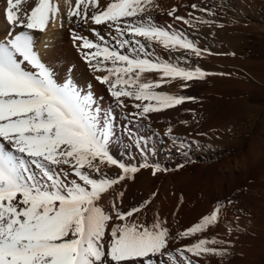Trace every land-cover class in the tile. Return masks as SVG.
<instances>
[{
	"label": "snow or ice",
	"instance_id": "1",
	"mask_svg": "<svg viewBox=\"0 0 264 264\" xmlns=\"http://www.w3.org/2000/svg\"><path fill=\"white\" fill-rule=\"evenodd\" d=\"M153 2L113 0L101 8L99 0H75L67 15L82 23L90 19L96 25H107L120 37L129 32L133 37L156 40L170 50H190L200 56L202 50L181 33L143 21ZM20 3L21 0H8L9 27L0 38V264H168L165 256L176 259L170 252L169 229L159 219L148 227L138 222L136 215L149 208L151 198L122 210L120 204L125 193L119 191V204L116 199L108 209L102 204L122 181L134 179L140 167L151 165L145 162L140 167H129L114 159L109 152L114 134L111 117L101 128L100 109L93 111L95 101L90 92L81 95L71 78L73 68L66 67L64 82L58 83L55 71L36 50L34 32H44L50 22H55L58 3L34 0L30 11H21ZM175 11L169 15L190 23L175 15ZM130 17H140L141 22L125 19ZM74 39L82 41L79 45L82 50L95 49L84 53V58L95 71L108 73L96 79L109 85L113 97L148 102L135 104L141 111L134 116L146 117L192 99L156 91L162 84L177 79L202 80L209 75L199 67L189 70L147 58L146 46L140 40H117L121 48H132L135 55L130 57L79 35H74ZM100 40L104 37L100 36ZM109 61L111 67H107ZM144 73L162 75L159 80L142 82ZM180 86L190 87L187 83ZM171 131L169 128L168 132ZM106 164L118 166L123 174L115 178L107 176L102 171ZM63 166L69 170L64 171ZM155 170L161 171L158 166ZM94 173L99 178H94ZM73 174L78 180H67ZM222 208L223 205H217L199 223L179 235L196 236L210 226H217ZM224 243L198 238L180 251L182 256L186 251L195 257H224L227 250L215 247ZM185 261L196 264L188 256L179 264Z\"/></svg>",
	"mask_w": 264,
	"mask_h": 264
},
{
	"label": "rangeland",
	"instance_id": "2",
	"mask_svg": "<svg viewBox=\"0 0 264 264\" xmlns=\"http://www.w3.org/2000/svg\"><path fill=\"white\" fill-rule=\"evenodd\" d=\"M156 1L159 2H156L160 9V12L158 9L159 14H162L163 18L170 17L167 19V23H161L158 27L170 32L181 33L184 38L191 40L202 50V54L197 56L190 50L180 49V53L177 52L179 49L177 51L169 49L168 59L165 58L167 62L178 64V66L189 70L199 67L209 75L202 80L188 82L177 79L170 84H162L160 88L156 89V91L169 92L177 96L183 95L192 99H186L183 104L170 108L169 111L166 109L169 115L173 113L172 116L180 120L175 123L176 125L171 124L172 133L184 135L183 138L186 139L174 140L175 144L170 143L169 151H164L162 148L160 158L152 167L154 170L157 166L161 169V171L155 170L154 174L159 178L156 177L153 184L142 181L141 188L143 187L144 190L142 189L141 192L145 193L146 198L148 195V198L153 197V204L156 205L161 201L165 190L178 185L179 189L176 190L178 193H172V199L176 201L175 206L178 207L177 203H180L181 193L183 196L191 194L189 196L192 198H188V200H195L198 204H194L193 201L189 202V200L184 202L186 208L183 206L182 209L181 203L179 204L181 208H179L184 211L187 208L191 211L194 210L192 208H195V213L192 211L194 215L199 209L202 212L204 207V215L198 214L202 218L210 214L212 208L223 204L220 220L227 219L228 215H230L229 217L234 216L233 225L235 227L233 229L234 237H236L233 238V242L226 241L220 245L221 248L223 246L227 251H231L227 252L228 257H221L222 260L236 258L234 260L236 264L237 261H239L238 264H264V0ZM193 4L197 7L193 8ZM173 9L176 10L175 15L183 17L190 23L186 24L183 20H176L173 15H169ZM204 21H208V23ZM144 43H146L147 50L150 51L151 42L149 40L146 42L144 38ZM172 53L174 57H172ZM175 53H179L178 56ZM158 59L161 62L166 61L162 58ZM158 76L157 78L156 75L152 81L159 80L160 73ZM183 83L189 84L190 87L182 88L180 85ZM139 102L145 104L147 101ZM131 107L132 109L129 105V108H126L129 111L123 108L124 111L119 107L118 111L129 113L134 119L148 121L145 116H132L134 113H139L141 109H137L135 106ZM175 111L178 115L175 114ZM157 121L159 120L152 122V128L156 127ZM177 124L184 125L179 127ZM163 125H157V128L153 130L158 131V126H162L159 130L162 131L160 133L168 134L167 128L165 129L166 133ZM168 125L170 124L165 126L168 127ZM150 159H155V157L152 156ZM148 164L150 165V163ZM128 165L132 166L130 163ZM112 170L116 171L117 168ZM111 172L107 171L108 176L113 178L123 174L119 168L118 171ZM128 180L117 185L102 203L107 201L108 204L114 198L117 201L119 188ZM143 184L150 189L146 188L147 191H145ZM150 185H154L155 189L152 190ZM154 187L152 186V188ZM192 192H194L193 195ZM143 194L141 193V196ZM109 205L111 206V204ZM121 209L128 210L129 208L126 209L121 204ZM189 210L187 209V212L189 216H192ZM143 213L144 210L139 215L136 214L138 222L143 219ZM224 215L225 217H223ZM226 219L219 222L220 226H225L223 228L228 227ZM251 224H254L253 227ZM211 227L213 228V226ZM208 230H206L207 233ZM208 237L209 235H205L204 239H208ZM211 239L214 238L210 236L208 240ZM223 239L221 236L218 238L222 241ZM227 244H230V247ZM215 247L220 248L218 245Z\"/></svg>",
	"mask_w": 264,
	"mask_h": 264
},
{
	"label": "bare ground",
	"instance_id": "3",
	"mask_svg": "<svg viewBox=\"0 0 264 264\" xmlns=\"http://www.w3.org/2000/svg\"><path fill=\"white\" fill-rule=\"evenodd\" d=\"M14 2H15V0H14ZM111 2H113V0H99V4H100L101 8L106 7ZM156 2L157 1L154 0L153 4L148 8L149 15L144 16L143 21L145 23L147 22L149 24H153V25L158 27L161 25V23H164V22L167 23V19H169L170 17L167 16V18H163L162 14H159L160 9H159L158 5L156 4ZM52 3H54V4L58 3L59 15L57 16L54 23H52V22L49 23V26L47 27V29L44 32H38V31L34 32V40H35L36 50L40 53L42 60L55 71L58 83L64 82V77L66 75V73L64 71L65 68L70 67V66L73 68V72L71 73V78H72L74 84L81 90V95L82 96L87 95L90 92L93 96L94 101H95V103L92 105L93 111L95 112L96 108L100 109V111L98 113V123H99V126L101 128L103 127V125L107 121L108 117H111V122L113 124V133L114 134L111 137L110 142H109V152L113 156L114 159H116L119 163H123L126 166H129L128 164L130 163L132 166H139L140 167V165L145 163V162L150 163L151 167L141 168L139 170L138 174L136 176H134V179H129L127 182H125L126 184L121 186L118 190V193H119V191H123L125 193V195L123 197L122 206L126 207V209L130 208L132 206H138V205L142 204L145 200L149 199L148 194H147L148 197L146 198V196L144 195L145 193L143 194V192H141L143 189V187L141 188L142 181H146L148 184H153V182L157 178H159L153 174L155 172V170L152 167L154 165H156V161L160 158L159 156L162 154L161 153L162 148H164V151H169L171 149L170 143H173V145L175 144L173 142L174 140L182 141V140L186 139V138H183L184 135L183 136L176 135L175 133L173 134L172 131H171L172 134H169V133L165 134L164 132L160 133L162 131H159V130H161L160 128L162 126L161 127L158 126L159 127V129H158L159 133H158V131H154V130L157 128V125H160V124L163 125V123L170 124V125H168V127L170 128L171 124L173 125L175 123H178L179 119H176L174 116H172L173 111L170 112L172 114L169 115V113L167 111L171 110L170 108L167 111L165 109L164 112L161 111V112H153V113L147 114V116H146L148 118L147 122L146 121L143 122L142 120H137L136 118H135L136 119L135 120L133 117H131L129 115V113L126 114L124 112H119L118 111L119 107L122 109L123 108L126 109V108H129V105H130V109H132L131 106L134 107L135 104H137V103L141 104V102L135 100L134 98H130V97H121V98H119V100L116 97H113L111 94V90L109 88V85L104 84L101 81L96 79L97 76H103V75H106L108 73L105 71H95L88 64L87 60L84 58V53L94 52L95 49H91V50L83 49L82 50L81 47L79 46L80 44H82V41L74 39V35H79L81 37L87 38L88 40L92 41L93 43L100 44L102 47L108 46L112 50L119 51L121 54L129 55L131 57V56L135 55L132 52V48L129 46H125V47L121 48L119 46L117 40L118 39H129V40H133V41L134 40H140L142 43H144L143 37H133L132 34L129 32H125L124 36L120 37V36H117L114 29L109 28L107 25H96V24L92 23L90 19L87 23H82V22L78 21L77 17L69 18L67 13H68L70 7H74L75 0H52ZM157 3H159V2H157ZM33 6H34V0H21L20 10L21 11H25V10L30 11L31 7H33ZM170 7H172V6H170ZM7 8H8V0H0V38L4 37L5 31L9 27L7 22H6ZM158 9H159V12H158ZM165 10H167V9H165ZM14 11H15V9H14ZM91 11H92V7L90 6V8H89V14L90 15H91ZM161 11H163V10H161ZM125 19L131 21L132 23H140L141 22L140 17H130V18H125ZM97 33H99V36L97 35ZM100 36L104 37L103 41L100 40ZM113 37H116V39H114ZM146 42H147V40H146ZM149 42H151V44L149 46L150 51L147 50V47H146V51L149 54L147 56V58H149L153 61H157V60L160 61L158 58H162V60L163 59L166 60L165 58H167V56L170 54L169 48H165L163 46V44L159 43L156 40H151ZM144 44H146V43H144ZM133 46H135V45L133 44ZM186 51H188V50H186ZM177 52L181 53L180 49ZM173 53L171 54L172 57H174ZM175 54H177V56H178L179 53H175ZM141 58H144L143 54H141ZM101 59H102V57H101ZM95 63H96V61H93V64H95ZM111 66H112L111 62L110 61L107 62V67H111ZM156 75L158 78L159 77L158 73H144L141 77V81L147 82L149 80H153V78L155 79ZM160 75H162V74H160ZM234 77H236V76H234ZM113 79H114V77H113ZM121 101L123 103H121ZM146 103H148V102H146ZM127 110L129 111V109H126V111ZM164 113H166V114H164ZM175 114H177V112ZM132 116H133V114H132ZM183 119H184V117H183ZM155 120H159V121H157L158 123L156 122L157 124L155 123L156 127L154 126L155 128H152L151 127L153 125L152 122H155ZM184 122H185V120H184ZM167 124L163 125L165 127V128H163L164 130L166 128L168 130V127H166ZM183 125H180V126H183ZM123 128H126V129H123ZM176 129H178V128L176 127ZM178 132H179V130H178ZM166 133H167V131H166ZM142 149H143V151H142ZM152 156H154L155 159L151 160L150 158ZM63 168H64V171L69 170L68 166H63ZM113 168H117L116 171H118L119 167L116 165H107L106 164V165L102 166V171L108 176L109 173H107V171L116 172V171L112 170ZM119 169H121V168H119ZM57 171H59V169H57ZM113 172H111V173H113ZM234 174H233V176H234ZM93 176H94V178H99V174L94 173ZM61 178H64V177L61 176ZM71 179H77L78 180V178H76L74 176V174L67 177V180H71ZM231 179L233 181L232 177H231ZM234 179H235V177H234ZM157 182H158V180H157ZM235 182H237V181H235ZM231 184H229V185H231ZM154 185H152V186L154 187ZM172 185H173V183H172ZM143 186H144V184H143ZM152 186H151V189L152 190L155 189V187L152 188ZM160 186H161V184H160ZM180 186H182V185H180ZM196 187H193V188L195 189ZM144 188H145V191H147L146 188L150 189L147 186L146 187L144 186ZM178 189H179L178 185L177 186L175 185V186H172L171 188H168L167 190H165L161 201L156 203V205L153 204V202H154L152 199L153 197L152 198L150 197L152 199V204L149 206V208L144 210L143 219L141 220L142 222L140 221V223H143L146 226L151 227V225L157 219H159V220L163 221L164 226L169 229L170 252L172 254V257L176 258V259L169 260L167 256H165L163 259L167 260L168 264H179L180 261L184 260V256H188L193 261H195L196 264H236V262L234 261V260H236V258L234 260L230 259V260L223 261L225 258L222 260V258L219 256L204 255L201 257H195V256H193V254L187 253L186 251L184 252V256L181 255L180 250H184V249H186L187 246L196 243L198 238L204 239L205 235L206 236L209 235L208 239H210V236H211L216 240H218V238L221 236V239L224 238L225 242L226 241L227 242H229V241L233 242V240H234L233 238H235L236 236L234 237V229H233L235 227L233 225V222H234L233 217L234 216L229 217L230 215H228L227 219L224 218L228 221L227 222L228 227H226L227 229L223 228V227H225L224 225L220 226L218 224L217 226H213V228L212 227L209 228L210 230H208V233L205 231L206 233L205 232L204 233H197L196 236L181 237L179 235V233L184 232L188 228H190L193 225H195L196 223L200 222L202 217H200V215H198V214H201V213L203 214V209L205 210V208L204 207L202 208V212H200V209L198 208L199 209L198 212L194 215H193L192 211H194L196 209L192 208L194 210L191 211V210H189V208H187L192 213V216H189L187 209H185L186 211L182 210L183 206H184V202L186 203V201L190 200L189 202L193 201L194 204H198V203H196L197 201L195 202V200H191V199L188 200V198H192L191 196H189L191 194H189V195L187 194V195L183 196L181 193V197H179L180 198L179 202L182 204V209H180L181 208L179 206L180 203L179 204L177 203L178 207L175 206L176 201H175V199H172V193L173 194L178 193L176 191ZM189 189H191V188L189 187ZM194 189H192V190H194ZM192 190H189V191H192ZM187 191H188V188H187ZM199 191H200V189H199ZM233 191H235V189H233ZM153 192H152V194H154ZM194 192H195V190H194ZM194 192H192V195ZM141 193L143 194L142 196H141ZM230 193H234V192H230ZM156 198H157V196H156ZM203 199H204V197H203ZM196 200H197V198H196ZM111 201H112V198H111ZM118 201H119V199L117 200V203H118ZM102 202H104V201H102ZM105 202L106 203H102L103 206L106 209L110 208L109 204H111V202L109 201L110 203L108 202V204H107V201H105ZM119 203H120V201H119ZM202 204L204 206H206L204 203H202ZM190 206H191V204H190ZM192 206H193V204H192ZM120 207H121V204H120ZM184 207L186 208V205ZM213 209H215V207L212 208V211H213ZM227 209H228V207H227ZM194 213H195V211H194ZM223 217H225V215ZM140 218H141V216H140ZM223 220H220V221L223 222ZM226 220H225V222H226ZM253 225H252V227H253ZM259 229H260V227H259ZM262 233H261V236L263 235ZM224 239H223V241H224ZM227 245L229 246L230 244H227ZM218 246L221 248L220 245H218ZM222 248H223V246H222ZM224 249H226V248H224ZM232 249H233V247H232ZM229 251H227V252H229ZM225 256H227V255H225ZM238 262L239 261H237V264H238ZM184 264H187V261H185Z\"/></svg>",
	"mask_w": 264,
	"mask_h": 264
}]
</instances>
